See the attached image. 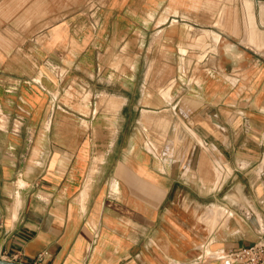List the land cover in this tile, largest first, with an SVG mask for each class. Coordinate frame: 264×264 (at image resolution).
I'll return each instance as SVG.
<instances>
[{
	"label": "crops",
	"instance_id": "1",
	"mask_svg": "<svg viewBox=\"0 0 264 264\" xmlns=\"http://www.w3.org/2000/svg\"><path fill=\"white\" fill-rule=\"evenodd\" d=\"M0 116V259L222 264L264 234V0H0Z\"/></svg>",
	"mask_w": 264,
	"mask_h": 264
},
{
	"label": "built area",
	"instance_id": "2",
	"mask_svg": "<svg viewBox=\"0 0 264 264\" xmlns=\"http://www.w3.org/2000/svg\"><path fill=\"white\" fill-rule=\"evenodd\" d=\"M209 255L217 257L222 264H264V234L252 245L239 250L221 249L209 252ZM44 255L38 256V261H42Z\"/></svg>",
	"mask_w": 264,
	"mask_h": 264
},
{
	"label": "water",
	"instance_id": "3",
	"mask_svg": "<svg viewBox=\"0 0 264 264\" xmlns=\"http://www.w3.org/2000/svg\"><path fill=\"white\" fill-rule=\"evenodd\" d=\"M0 264H24V263L17 262V261H10V260H5V259H0Z\"/></svg>",
	"mask_w": 264,
	"mask_h": 264
},
{
	"label": "rangeland",
	"instance_id": "4",
	"mask_svg": "<svg viewBox=\"0 0 264 264\" xmlns=\"http://www.w3.org/2000/svg\"><path fill=\"white\" fill-rule=\"evenodd\" d=\"M241 1H243V2H244V1H245V2H249V0H241ZM252 33H253V32H252ZM250 34H251V33H250ZM250 34L248 35L249 39H250ZM0 117H1V116H0ZM4 124H5V123L1 121V122H0V127H4Z\"/></svg>",
	"mask_w": 264,
	"mask_h": 264
},
{
	"label": "bare ground",
	"instance_id": "5",
	"mask_svg": "<svg viewBox=\"0 0 264 264\" xmlns=\"http://www.w3.org/2000/svg\"><path fill=\"white\" fill-rule=\"evenodd\" d=\"M220 213V212H219Z\"/></svg>",
	"mask_w": 264,
	"mask_h": 264
}]
</instances>
